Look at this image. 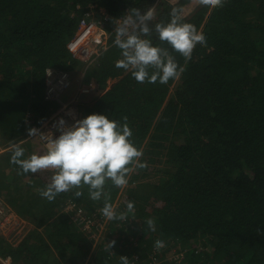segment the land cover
Returning <instances> with one entry per match:
<instances>
[{
    "label": "trees",
    "instance_id": "trees-1",
    "mask_svg": "<svg viewBox=\"0 0 264 264\" xmlns=\"http://www.w3.org/2000/svg\"><path fill=\"white\" fill-rule=\"evenodd\" d=\"M149 7L150 25L175 8L206 40L185 61L151 34L182 69L166 84L138 82L116 67V21ZM89 10L103 11L108 47L76 88L85 67L75 54L87 40L78 31ZM47 69L69 73L76 92H64V101H75L81 118L104 113L127 123L142 152L145 167L130 165L123 187L107 180L100 200L87 186L79 197L72 189L48 200L40 193L51 172L24 173L10 162L12 143L24 139L25 156L35 151L27 129L59 106L45 100ZM0 197L33 225L14 248L0 238V256L14 264H122L120 256L147 264L172 250L181 264H264V0H0ZM105 199L125 217L101 232L115 241L110 250L94 246L63 211L70 200L90 214ZM157 240L165 242L158 250Z\"/></svg>",
    "mask_w": 264,
    "mask_h": 264
},
{
    "label": "clouds",
    "instance_id": "clouds-1",
    "mask_svg": "<svg viewBox=\"0 0 264 264\" xmlns=\"http://www.w3.org/2000/svg\"><path fill=\"white\" fill-rule=\"evenodd\" d=\"M203 2L218 5L221 0ZM153 15L154 9L151 7L143 12L130 8L123 15L121 23L115 28L112 42L120 50L116 67L129 71L138 82L166 84L178 79L182 69L174 62L168 48L153 43L151 34L154 32L159 42H166L171 52L185 61L190 60L193 50L197 46H204L206 40L192 25L182 22L175 8L170 11L167 22L150 25ZM54 127L58 135L51 131L43 133L36 128L27 129L29 137H39L42 151H33L25 156V148L21 146L24 139L10 145V162L18 165L22 172H51L48 183L40 193L48 200L72 189H76L74 195L79 197L82 186H87L90 199L100 200L107 180L116 187H123L128 183L130 165L145 167L138 159L142 152L130 139L132 131L127 123L111 119L107 114L91 113L71 125H66L64 119L60 118ZM132 207L133 202L129 201L127 208ZM100 211L108 220L125 219L123 213H117L107 199ZM147 228L155 231L152 220L147 221ZM114 243L109 241L106 247L110 250ZM164 246L163 240H157L154 244L157 250ZM120 259L122 264H128V257L120 256Z\"/></svg>",
    "mask_w": 264,
    "mask_h": 264
},
{
    "label": "built area",
    "instance_id": "built-area-1",
    "mask_svg": "<svg viewBox=\"0 0 264 264\" xmlns=\"http://www.w3.org/2000/svg\"><path fill=\"white\" fill-rule=\"evenodd\" d=\"M103 14V11H101L99 16L95 17L94 12L91 10L83 14V23L91 24V33L86 36V42L84 41L80 45L76 51L75 57L83 61L85 64L96 62L97 56L108 47L109 33L103 26ZM122 19L123 17L116 21L115 28L119 26ZM70 85L71 79L68 72L55 69H49V72L48 69L46 70L45 100L58 103L59 106L56 111L41 122L39 127H35L38 131L43 133L51 131L58 135L56 128L54 127V124L58 119L63 118L66 125H71L75 120L82 119L79 107L75 101L65 102L61 100L63 93L70 88ZM36 138L42 148L39 137ZM63 211L69 214L71 222L94 246L96 243H103V246H106L105 239H101L103 237L101 232L106 230V224L110 222L106 217L98 213L99 210L89 214L75 201L68 200L64 205ZM100 219H103L106 222H102ZM31 230V224L26 219L20 218L0 197V238L14 248L21 243ZM153 254L154 251L150 255L153 256ZM170 261H175L177 264H181V259L178 258L174 252H167L162 259H158V261L153 260L152 262H147V264H161L164 262L166 264ZM0 264L14 263L10 256H0Z\"/></svg>",
    "mask_w": 264,
    "mask_h": 264
},
{
    "label": "crops",
    "instance_id": "crops-1",
    "mask_svg": "<svg viewBox=\"0 0 264 264\" xmlns=\"http://www.w3.org/2000/svg\"><path fill=\"white\" fill-rule=\"evenodd\" d=\"M90 29H91V24L90 23H83L82 22V24L80 26V29L78 31V34H82V35H86L87 36V35H89L91 33ZM74 92H76V89H75ZM33 128H35V127H33ZM31 141H33V143L35 145V146L33 145L34 148H35V151L39 152V151H42L43 150L41 148V146H40L37 138L31 137ZM31 226H32V229H33V225L32 224H31Z\"/></svg>",
    "mask_w": 264,
    "mask_h": 264
},
{
    "label": "rangeland",
    "instance_id": "rangeland-1",
    "mask_svg": "<svg viewBox=\"0 0 264 264\" xmlns=\"http://www.w3.org/2000/svg\"><path fill=\"white\" fill-rule=\"evenodd\" d=\"M93 65H97V63L96 62H94V63H88V64H85L84 65V67L85 66H89L90 68L91 67H93ZM94 68V67H93ZM85 69H86V67L84 68V70L83 71H78L77 73H75V79H74V81H76L77 82V84L75 85L76 86V88L78 87V85L80 84V82H79V79L81 78V75H83L84 74V72H85ZM111 83L112 82H109L108 81V86L109 85H111ZM73 84V83H72ZM72 90H74L75 91V87H74V85H72L66 92H68V94L70 93V91H72ZM73 91V92H74ZM61 100H63L64 101V94L62 95V97H61ZM71 101V100H70ZM69 102V101H68ZM126 226H127V228L129 229V227H130V225L128 224H125ZM123 239V238H122ZM105 242L106 243H108V241L107 240H105ZM198 250H201V248H198ZM174 250H172V251H170V253L171 252H173Z\"/></svg>",
    "mask_w": 264,
    "mask_h": 264
},
{
    "label": "snow or ice",
    "instance_id": "snow-or-ice-1",
    "mask_svg": "<svg viewBox=\"0 0 264 264\" xmlns=\"http://www.w3.org/2000/svg\"><path fill=\"white\" fill-rule=\"evenodd\" d=\"M210 2H214V0H210Z\"/></svg>",
    "mask_w": 264,
    "mask_h": 264
}]
</instances>
